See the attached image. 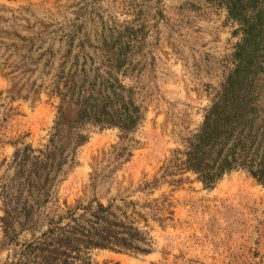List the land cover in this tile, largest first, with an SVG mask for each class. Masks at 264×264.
Listing matches in <instances>:
<instances>
[{"label": "rangeland", "instance_id": "1", "mask_svg": "<svg viewBox=\"0 0 264 264\" xmlns=\"http://www.w3.org/2000/svg\"><path fill=\"white\" fill-rule=\"evenodd\" d=\"M240 59L261 83L264 0H0V264H33L36 240L69 207L162 196L170 218L142 227L149 252L82 255L90 264H264V186L248 172L233 170L212 187L188 172L180 183L139 189L199 129ZM64 83L94 98L110 95L111 84L132 88L143 117L123 139L118 127L87 124L47 201L8 227L4 205L22 206L13 153L47 142ZM120 144L130 155L115 159Z\"/></svg>", "mask_w": 264, "mask_h": 264}, {"label": "trees", "instance_id": "2", "mask_svg": "<svg viewBox=\"0 0 264 264\" xmlns=\"http://www.w3.org/2000/svg\"><path fill=\"white\" fill-rule=\"evenodd\" d=\"M242 62L240 59L235 72L222 83L199 129L187 137L182 148L172 152L160 167V175L144 181L140 190L153 189L162 182L180 183L183 174L188 172L205 186L212 187L233 170L248 172L264 186V92L255 90L258 86L264 87V79L259 83L255 74H244ZM111 87L110 95L97 98L93 97L92 89L76 91L68 83L57 87L60 102L47 142L38 148L26 145L13 153L12 163L17 168L13 176L14 197L22 206L18 204L11 209L7 207L8 200L3 207V224L9 227V221L33 218V209L47 201L51 183L86 140L81 131L87 124L118 127L122 139L139 125L143 110L135 103L132 88L120 83L117 84L119 91L112 84ZM113 152L115 159L130 155L123 144L113 146ZM167 204L162 196L142 203L123 198L120 203L69 207L54 221L58 227L42 233L39 237L42 241L36 240L41 245L35 251H40L30 262L90 264L82 254L95 247L147 253L150 237L142 227H147L150 220L163 224L170 218L163 215ZM63 219L68 220L66 226L58 224ZM28 245L31 244L25 245L22 254Z\"/></svg>", "mask_w": 264, "mask_h": 264}]
</instances>
